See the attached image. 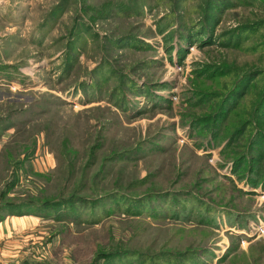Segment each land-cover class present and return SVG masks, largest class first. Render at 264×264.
<instances>
[{
	"label": "rangeland",
	"instance_id": "obj_1",
	"mask_svg": "<svg viewBox=\"0 0 264 264\" xmlns=\"http://www.w3.org/2000/svg\"><path fill=\"white\" fill-rule=\"evenodd\" d=\"M203 4L0 0V264H264V0Z\"/></svg>",
	"mask_w": 264,
	"mask_h": 264
},
{
	"label": "trees",
	"instance_id": "obj_2",
	"mask_svg": "<svg viewBox=\"0 0 264 264\" xmlns=\"http://www.w3.org/2000/svg\"><path fill=\"white\" fill-rule=\"evenodd\" d=\"M185 1L189 2V0H185ZM215 1H224V0H204V4H203L204 9L200 8V11L203 10L205 12V22L208 21V19L212 17L211 14L213 13V10L216 8ZM219 3H221V2H219ZM260 75L261 74L259 72L252 71V72L242 74V76L240 78H237L236 80H234L232 83L231 90L229 91L227 96H224L221 106L218 108L217 112L213 116V121H217V122L220 121V115L223 114V111L225 110V108H226V110L229 108V111L231 112L232 110H235L238 107V104H234L235 102L234 103L232 102L233 98H235V99L239 98L241 100L244 97H246L245 98L246 99L245 102H246L247 99L249 97H251L250 92L247 95L248 91H250V89H251L250 86L252 85L253 81H255L258 77H260ZM236 95H238V97H235ZM258 97H256V100H254V102L256 101L254 104H252V103L250 104L252 106V114L254 112V115L257 112H259V114L264 113V99L259 98V100H258ZM226 104H227V106H226ZM228 105H230V106L228 107ZM226 110H225V112H226ZM225 112H224V116L225 115L227 116L228 113L225 114ZM249 123H250V121H244L240 125V127H241L239 130L240 136L243 135L244 132H246L248 130V128L251 124H253L251 122V124L249 125ZM74 200H77V199H70L67 201L72 202ZM67 201H60V202L63 203V202H67ZM77 201H80V200H77ZM119 254H123V253H118V255Z\"/></svg>",
	"mask_w": 264,
	"mask_h": 264
},
{
	"label": "built area",
	"instance_id": "obj_3",
	"mask_svg": "<svg viewBox=\"0 0 264 264\" xmlns=\"http://www.w3.org/2000/svg\"><path fill=\"white\" fill-rule=\"evenodd\" d=\"M260 233H264V231L260 229Z\"/></svg>",
	"mask_w": 264,
	"mask_h": 264
}]
</instances>
